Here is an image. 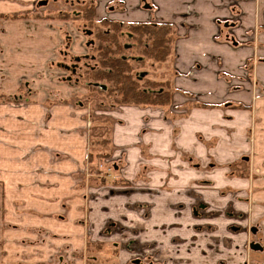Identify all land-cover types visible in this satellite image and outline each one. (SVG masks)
Here are the masks:
<instances>
[{"label": "crops", "instance_id": "obj_1", "mask_svg": "<svg viewBox=\"0 0 264 264\" xmlns=\"http://www.w3.org/2000/svg\"><path fill=\"white\" fill-rule=\"evenodd\" d=\"M41 1L45 0H0V76L5 77L0 96L14 95L26 79L32 92L28 103L0 104V215H5L0 221L12 239V264H48L58 253L71 258L72 252L86 244V219L93 233L102 230L100 224L116 215V210H128L127 195H132L125 191L127 198L122 201V194L112 190L110 200H90L97 192L88 186L85 175L91 109L80 101L48 103L49 91L67 99L74 89L58 80L59 74L55 77L47 71L68 22L52 14L43 17L36 8ZM86 1L94 6L98 21L172 26V54L165 63L171 66L172 83L165 79L173 84L171 106H123L110 111L119 119L112 130L114 155L121 157L125 150L124 159L132 167L129 177H134L142 160L140 133L151 136L157 165L161 156L167 159L172 152L170 145L202 151L204 145L197 135L209 139L214 134L226 145L220 151L225 158L241 151L251 154L255 175L247 190L264 207V0L78 2ZM67 29L74 38L72 53L86 54L80 35L72 26ZM165 80L160 75L159 81ZM78 92L74 90V95ZM228 133L233 137L228 135L226 141ZM234 188L246 185L235 179ZM256 212L257 207L254 219ZM194 243L188 239L184 247L196 249ZM188 250H174L168 257L171 262L191 263L194 255Z\"/></svg>", "mask_w": 264, "mask_h": 264}, {"label": "rangeland", "instance_id": "obj_2", "mask_svg": "<svg viewBox=\"0 0 264 264\" xmlns=\"http://www.w3.org/2000/svg\"><path fill=\"white\" fill-rule=\"evenodd\" d=\"M45 1V6L36 7L43 17L52 14L50 17L68 22L61 35L62 42L55 54L56 59L48 64L47 71L55 77L59 74L58 80L67 82L66 86L70 89L73 88L76 92L79 90L75 95L73 90L67 99L62 93L49 91L48 103L51 105L59 102L67 105L69 102L80 101L91 109L89 115L92 130L89 134L85 175L88 177V186L96 187L97 192L90 200L94 201L95 197L110 200V192L113 190L116 195L122 194V201L128 197L126 204L129 203L128 210L125 208V211L120 212L115 209L116 215L110 216V220L100 224L102 230L95 233L86 219V244L72 252L71 258L58 253L55 255L57 259L51 258L53 262L48 264H264V207L261 206L262 203L256 202L247 190L249 180L255 175V169L250 163L251 154L241 151L240 155L233 153L227 159L220 154L221 148L226 145L221 143L222 140L218 136L212 134L209 139H205L199 133L197 136L204 145L202 151H184L174 143L170 145L172 152H169L167 159L161 156V164L157 165L159 160L150 149L151 136L140 133L143 141L139 145L142 160L138 163L134 177H129L132 167L128 166L124 159L125 150L121 157L114 155L116 147L112 143V130L119 119L110 115V111L120 110L124 105L116 104L114 96H110L108 92L99 88L90 89L89 84L77 80L85 74V63L95 65L94 57L98 55L94 44H91L95 43V36L88 34L87 30L90 31V28L83 20L89 11H93L95 19L92 8L94 6L89 1L78 2L80 0H58L56 4L54 0ZM0 21H3L2 18ZM95 22L100 21L95 19ZM68 26H72L77 35H80L81 46L86 54L72 53L70 47L74 38L68 32ZM122 40L123 43L132 44L127 55L130 58L137 57L132 61L137 64L134 66L136 75L150 80L154 77L153 81H159L160 75L161 79H171L170 64L143 61L139 56L140 51L135 43L128 39V35ZM1 49L3 48L0 46V52ZM78 57H81L80 62ZM75 65L77 71L73 74L72 68ZM159 65L162 67L160 72L154 69V66ZM1 77L3 76H0V83L5 78ZM26 80L22 81L14 95H1L0 104L30 102L28 96L32 92L30 94L27 87L30 85ZM168 119L175 120L172 116H168ZM175 131L179 132L178 128H175ZM228 135L229 139L233 137L228 133L225 136L226 141H229ZM91 154L95 157L94 160L89 159ZM208 154L212 155L211 159H205ZM130 164L133 166L134 162ZM235 179L240 185H246V188H234ZM125 191L133 196H124ZM149 194L152 195L151 198L147 197ZM1 200L3 201L2 198ZM255 207L256 219L253 217ZM126 212L128 213L125 216ZM2 216H5L4 213L0 218ZM97 216L101 219L100 214ZM173 224L177 228H171ZM3 227L7 226L0 221V264H12V239L7 237L8 233H4ZM166 227L170 229H165ZM233 227L238 230L234 231ZM252 228L258 230L256 234L251 232ZM188 239L195 242L196 249L194 247L188 250L184 247L189 245ZM250 244H259L262 248L255 251L250 248ZM174 250H188L194 255L193 260L191 263L171 262V257L168 256Z\"/></svg>", "mask_w": 264, "mask_h": 264}, {"label": "trees", "instance_id": "obj_3", "mask_svg": "<svg viewBox=\"0 0 264 264\" xmlns=\"http://www.w3.org/2000/svg\"><path fill=\"white\" fill-rule=\"evenodd\" d=\"M83 20L95 36V43L91 44H94L98 55L94 57L95 65L85 63V74L77 79L78 82L89 84L90 89L99 88L108 92L110 96H114L118 105L155 109L171 106L173 90L170 83L143 79L136 75L134 66L137 64L132 61L137 57L130 58L127 55L132 44L123 43L122 40L128 35V39L132 40L140 51L139 56L143 61L165 63L172 54L170 24L127 25L108 20L96 23L93 11L85 14ZM80 58L77 59L79 62ZM89 159L94 160L95 157L91 154Z\"/></svg>", "mask_w": 264, "mask_h": 264}, {"label": "water", "instance_id": "obj_4", "mask_svg": "<svg viewBox=\"0 0 264 264\" xmlns=\"http://www.w3.org/2000/svg\"><path fill=\"white\" fill-rule=\"evenodd\" d=\"M46 4H47V1H41V2L39 3L40 6H45ZM88 34L91 35L92 32L89 31ZM257 231H258V230H257L256 228H252V233L256 234ZM250 248H251L252 250L258 251V250H261L262 247H260L259 244H251V245H250Z\"/></svg>", "mask_w": 264, "mask_h": 264}, {"label": "flooded vegetation", "instance_id": "obj_5", "mask_svg": "<svg viewBox=\"0 0 264 264\" xmlns=\"http://www.w3.org/2000/svg\"><path fill=\"white\" fill-rule=\"evenodd\" d=\"M139 60H141V59H139ZM64 66H66V65H64ZM77 65H75V66H73V68H72V70H73V73H75V70H76V67ZM65 69H68L67 67H65Z\"/></svg>", "mask_w": 264, "mask_h": 264}]
</instances>
